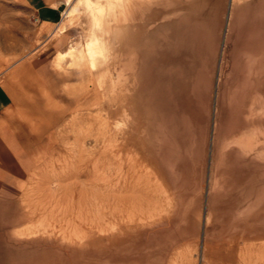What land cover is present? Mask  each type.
Segmentation results:
<instances>
[{
  "label": "rangeland",
  "instance_id": "1",
  "mask_svg": "<svg viewBox=\"0 0 264 264\" xmlns=\"http://www.w3.org/2000/svg\"><path fill=\"white\" fill-rule=\"evenodd\" d=\"M232 1L66 4L0 264H264V0Z\"/></svg>",
  "mask_w": 264,
  "mask_h": 264
},
{
  "label": "crops",
  "instance_id": "2",
  "mask_svg": "<svg viewBox=\"0 0 264 264\" xmlns=\"http://www.w3.org/2000/svg\"><path fill=\"white\" fill-rule=\"evenodd\" d=\"M68 1L0 0V195L23 185L38 168L34 133L48 130L41 127L54 84L48 69L50 57L65 52L66 28L58 26ZM54 35L55 42L47 43Z\"/></svg>",
  "mask_w": 264,
  "mask_h": 264
},
{
  "label": "bare ground",
  "instance_id": "3",
  "mask_svg": "<svg viewBox=\"0 0 264 264\" xmlns=\"http://www.w3.org/2000/svg\"><path fill=\"white\" fill-rule=\"evenodd\" d=\"M232 1V0H231ZM233 2V1H232ZM246 37H247V35H246ZM255 37V36H254ZM259 37V36H258ZM257 37V38H258ZM256 39V38H255ZM260 40H261V42H262V39L260 38ZM260 40H258V41H260ZM250 42V41H249ZM256 42V41H255ZM254 42V43H255ZM242 43H243V41H242ZM262 44V43H261ZM261 44H260V46H261ZM263 44H264V40H263ZM240 45V44H239ZM243 45V44H242ZM246 45H247V43H246ZM246 45H244V46H246ZM256 45V44H255ZM241 46V45H240ZM262 47L264 48V46L262 45ZM261 47V48H262ZM245 48V47H244ZM250 48V47H249ZM240 49V48H239ZM242 49H243V47H242ZM246 49V48H245ZM240 51V50H239ZM259 53V52H258ZM91 54H92V52H91ZM258 60H260V59H258ZM263 60H264V56H263ZM262 60V61H263ZM261 63V62H260ZM260 63H258V64H260ZM119 72V71H118ZM264 75V62L262 63V65L260 64V65H258L257 66V68H256V75L259 77V76H261L262 77V75ZM257 99V98H256ZM257 158H259V157H257ZM241 216V215H240Z\"/></svg>",
  "mask_w": 264,
  "mask_h": 264
}]
</instances>
